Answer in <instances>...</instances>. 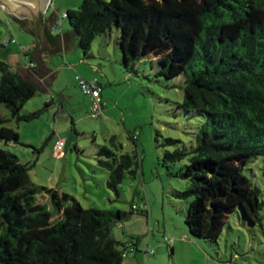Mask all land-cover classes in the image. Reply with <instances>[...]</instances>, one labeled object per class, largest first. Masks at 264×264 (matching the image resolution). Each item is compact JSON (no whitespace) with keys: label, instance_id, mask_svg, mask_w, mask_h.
I'll return each instance as SVG.
<instances>
[{"label":"trees","instance_id":"trees-1","mask_svg":"<svg viewBox=\"0 0 264 264\" xmlns=\"http://www.w3.org/2000/svg\"><path fill=\"white\" fill-rule=\"evenodd\" d=\"M64 14L84 55L96 37L116 27L127 69L149 58L156 76H183L182 108L200 119L195 147L165 151L162 162L167 170L187 162L168 173L189 181L187 189L173 194L188 202V235L216 242L234 212L245 226L262 228L264 163L261 187L243 171L264 161V0H83ZM42 64L37 58L29 71L43 78ZM35 93L33 79L0 60V104L11 119L40 117L43 109L21 113ZM8 121L0 116V142L16 144L18 134L5 126ZM163 141V146L178 143ZM108 142L97 149V165L107 173V189L118 198L124 177L136 178L139 158L122 153L115 136ZM32 166L0 150V264H122L136 251L132 243L115 240L111 229L145 207L130 213L83 209L74 197L31 183ZM40 196L48 198L54 213L38 202Z\"/></svg>","mask_w":264,"mask_h":264},{"label":"rangeland","instance_id":"rangeland-1","mask_svg":"<svg viewBox=\"0 0 264 264\" xmlns=\"http://www.w3.org/2000/svg\"><path fill=\"white\" fill-rule=\"evenodd\" d=\"M82 1H49L45 16L55 15L60 25L53 28L55 35L70 31L63 14L77 9ZM6 16L0 10V60L17 71L28 66L23 51L28 48L32 52L35 39L32 29L26 31L15 21L9 23ZM118 38V29L112 27L110 33L93 40L87 55L72 40L61 45V52L46 58L50 88L45 91L36 84L35 95L21 111L43 112L38 119L16 122L0 104V116L9 120L5 126L18 134V143L0 142V150L12 152L22 164H33L29 171L31 183L66 193L83 209L130 213L145 207V212L133 213L111 229L115 240L136 246L122 264H264V210L262 228L245 226L234 212L228 215L216 242L188 235L184 223L188 202L173 194L187 189L189 181L168 173L178 171L187 162L182 160L167 170L162 158L165 151L195 147L200 119L193 113L185 114L182 108L183 76L172 80L156 76V64L149 58L127 69ZM6 39L14 42L4 43ZM29 77L36 83L43 82L33 72ZM76 77L102 87L101 118L90 117V104ZM47 97L55 98L57 105L44 108ZM52 133L65 141L61 157L53 154V140L48 139ZM110 136L121 144L122 153H137L139 158L136 178L124 177L118 198L107 189V173L97 165V149L109 146ZM130 137H136L135 142ZM165 138L178 143L163 146ZM263 163L258 159L243 171L260 187L259 168ZM38 202L54 213L46 196H40Z\"/></svg>","mask_w":264,"mask_h":264},{"label":"water","instance_id":"water-1","mask_svg":"<svg viewBox=\"0 0 264 264\" xmlns=\"http://www.w3.org/2000/svg\"><path fill=\"white\" fill-rule=\"evenodd\" d=\"M50 0H0V10L11 17L20 25L31 24L35 39L34 48L46 44L53 48L56 42L47 34L49 21H43L42 17L47 12ZM32 50V51H33Z\"/></svg>","mask_w":264,"mask_h":264},{"label":"crops","instance_id":"crops-1","mask_svg":"<svg viewBox=\"0 0 264 264\" xmlns=\"http://www.w3.org/2000/svg\"><path fill=\"white\" fill-rule=\"evenodd\" d=\"M46 13L43 15L42 20L50 22V25L47 28V34L56 42V46L53 48H50L46 44H42L40 47L35 48L32 52H30V50L28 48H26L27 54H29L28 57L25 56L26 61L28 63V66H24V68H22V69L18 68L17 72L20 75H22L23 77L30 76L31 71H29V66L31 67V65L34 63V61L37 58H39L43 62L42 66H41V70L46 72V74L42 78L43 82H39V83L35 82V83L40 85L42 90L48 91L50 88V85L48 84L50 72L47 69V65H46L47 61L45 59L48 58L50 55H52L53 52L57 53L60 50L62 44L66 45V43H68L69 41H72V40L76 42V38L70 34V31H67L66 33H62L61 35H55L53 33V28H56V27H54V24L56 23V17H55V15H51L49 17H46L45 16ZM20 26L22 29H24L26 31H29V30L32 31L31 28H25V26L23 27V25H20ZM34 45H35V41L32 44L33 48H34ZM59 52H61V51H59ZM102 93L103 92H102V87H101V95H102ZM86 99H87V104L89 105L90 99L88 97H86ZM48 101H49L48 107L57 105V101L53 97H49V98L47 97L45 102H44V105ZM59 139H61V138L55 137L54 133L51 134V136L49 137V140H53L52 149L54 147L55 142ZM133 258L136 259V256L134 255Z\"/></svg>","mask_w":264,"mask_h":264},{"label":"built area","instance_id":"built-area-1","mask_svg":"<svg viewBox=\"0 0 264 264\" xmlns=\"http://www.w3.org/2000/svg\"><path fill=\"white\" fill-rule=\"evenodd\" d=\"M65 14H63V17ZM54 27H59V24L55 23ZM10 42H14L13 39ZM4 43H9L6 39ZM23 52H27L24 49ZM32 66V65H31ZM81 92L90 99V117L92 119H99L102 117V100H101V87L95 82H88L79 77L75 78ZM65 147V141L59 139L55 142L53 147V154L55 157H61ZM152 254V251H149ZM127 253H123L122 257H126Z\"/></svg>","mask_w":264,"mask_h":264}]
</instances>
